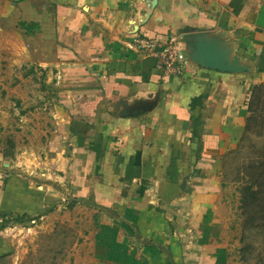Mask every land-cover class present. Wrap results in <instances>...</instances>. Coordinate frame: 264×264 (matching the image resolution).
<instances>
[{
	"label": "crops",
	"instance_id": "obj_1",
	"mask_svg": "<svg viewBox=\"0 0 264 264\" xmlns=\"http://www.w3.org/2000/svg\"><path fill=\"white\" fill-rule=\"evenodd\" d=\"M174 36L166 71L156 51ZM199 40L237 70L204 66ZM262 83L264 0H4L0 257L6 233L74 209L64 264H239L224 157Z\"/></svg>",
	"mask_w": 264,
	"mask_h": 264
},
{
	"label": "rangeland",
	"instance_id": "obj_2",
	"mask_svg": "<svg viewBox=\"0 0 264 264\" xmlns=\"http://www.w3.org/2000/svg\"><path fill=\"white\" fill-rule=\"evenodd\" d=\"M0 0V9L3 6ZM9 108V107H8ZM10 109V108H9ZM224 165V182L228 188L238 191L239 199L237 203L240 206L241 192L240 189L246 185L249 174L252 173L248 167L252 163L264 162V124L254 122L251 131L245 135L238 147L225 155ZM71 215H67L73 223L67 220L62 222L60 218L53 219H36L31 224H24L20 230L8 232L6 238H10L12 245H15L13 257H0V264H64L73 247L77 231L75 222L81 219V213L74 209L64 210ZM63 216L64 213H60ZM78 214V215H77ZM84 216V215H83ZM238 223L237 238L243 232L244 216L239 207L236 216ZM259 225L260 221H256ZM240 245L236 251L237 263L239 264H264V235L261 236L257 231L252 230L249 233L245 252H241Z\"/></svg>",
	"mask_w": 264,
	"mask_h": 264
},
{
	"label": "trees",
	"instance_id": "obj_3",
	"mask_svg": "<svg viewBox=\"0 0 264 264\" xmlns=\"http://www.w3.org/2000/svg\"><path fill=\"white\" fill-rule=\"evenodd\" d=\"M249 116L247 118L246 129L242 140L245 135L252 129L254 122H262L264 124V83L254 87L249 105ZM241 140V142H242ZM240 142V143H241ZM8 146H12L11 142H8ZM248 169L252 171L249 174V179L246 185L241 189L240 209L244 216L243 232L240 236V242L243 244L241 252H245V245L252 230L257 231L261 236V231L264 235V162L252 163ZM16 222L23 221L22 218H15ZM256 221H260L257 225ZM9 224V220H6L0 224V228H4ZM170 262L174 264L170 255Z\"/></svg>",
	"mask_w": 264,
	"mask_h": 264
},
{
	"label": "built area",
	"instance_id": "obj_4",
	"mask_svg": "<svg viewBox=\"0 0 264 264\" xmlns=\"http://www.w3.org/2000/svg\"><path fill=\"white\" fill-rule=\"evenodd\" d=\"M137 44L138 48L145 50L155 51L159 47L156 40L148 37L138 38ZM156 53L159 57L158 67L166 71L179 70L181 67L178 65V44L175 36L170 38L159 51H156Z\"/></svg>",
	"mask_w": 264,
	"mask_h": 264
},
{
	"label": "water",
	"instance_id": "obj_5",
	"mask_svg": "<svg viewBox=\"0 0 264 264\" xmlns=\"http://www.w3.org/2000/svg\"><path fill=\"white\" fill-rule=\"evenodd\" d=\"M194 56L207 68L219 71H235L237 68L233 65L226 64L222 53L214 44L206 40H199L196 43Z\"/></svg>",
	"mask_w": 264,
	"mask_h": 264
}]
</instances>
